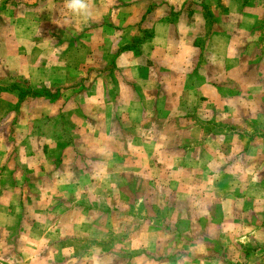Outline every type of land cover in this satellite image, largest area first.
Masks as SVG:
<instances>
[{
    "label": "crops",
    "instance_id": "0c3cea01",
    "mask_svg": "<svg viewBox=\"0 0 264 264\" xmlns=\"http://www.w3.org/2000/svg\"><path fill=\"white\" fill-rule=\"evenodd\" d=\"M24 1L0 35L15 38L21 62L30 49L19 74L50 96L0 91V264H71L53 256L70 248L51 242L76 235L69 207L84 200H72L71 175L81 170L66 158L79 164L86 148L95 168L145 177L143 195L172 192L175 224L168 234L149 225L154 243L130 264H239L262 234L245 222L248 201L264 206V0H90L88 22L68 17L63 0ZM13 109L20 117H7Z\"/></svg>",
    "mask_w": 264,
    "mask_h": 264
},
{
    "label": "rangeland",
    "instance_id": "374dc122",
    "mask_svg": "<svg viewBox=\"0 0 264 264\" xmlns=\"http://www.w3.org/2000/svg\"><path fill=\"white\" fill-rule=\"evenodd\" d=\"M22 1H1L0 33H3L4 31L6 33L10 32L8 29L10 26V20L15 16L17 10H22L26 7L23 5L25 1ZM7 7H11L12 9H6ZM41 8L44 7L40 6L38 9L41 10ZM41 13L43 12L40 11L37 14L40 15ZM42 22H44V20ZM8 34L10 35V33ZM14 39L15 38H10V36L5 38L2 37V34L0 35V42H2L0 47L4 46L6 48V50L0 48V91L10 94L9 91L19 90V93L21 92L23 97H47V95H49L47 92L49 88L44 87L34 93L35 90L28 87L30 86L29 80L24 75L22 76L19 74L20 66L24 64L25 61L21 62L20 60H17L16 56L18 55L19 50L17 51ZM23 55L28 58L26 59L28 61L25 63H30L29 56H32L30 49L27 53H23ZM24 100H28L29 103H26V105L30 106V103L32 102L31 99L27 98ZM40 101L44 102V99H41ZM20 115V113L17 114L16 110L13 109L8 113L7 117H20ZM46 127V124L39 125L37 133H40L41 130H45ZM54 127L57 128L56 125ZM251 127L252 128L249 130L255 129L254 123ZM55 132L57 135V130H55ZM12 133L14 134L15 130ZM42 133L45 132L42 131ZM57 136L56 139H60V141L58 140L56 142V149L54 151L56 155L53 160L61 162V150L64 148L62 145L64 140L62 134L61 136ZM23 143L25 144V142ZM57 150H59L60 154ZM93 155V150L90 151L86 148L80 158L79 164L77 162L73 164V162L77 160L76 158H66L67 161L71 160V162L69 161V163H71V166L69 167L81 170L80 175L77 176L75 172L71 175V179L79 181L80 183V188L72 187L71 189L72 200H84V204H80L81 209L79 211H74V204L70 207L68 206L71 209L70 218H72L70 231L75 232L76 235L72 234L70 237H65L64 240H60L61 242H58V239L51 242L54 246L65 244L70 248L71 253H53V256L56 260L57 256L58 259H63L65 261L69 260L71 264H88L94 262L95 256L98 255L101 257V261H99L101 262L100 264H130L131 260L135 257H141L144 250L143 245L154 243L155 238L146 235L149 225L154 227V229H159L158 226L162 228L164 227L163 230L166 231V227L169 228L170 225L175 224V215L173 211L176 208V203L173 201L172 192L169 190L162 192L157 189H150V193L145 192L143 195L142 189L146 187V182L144 180L145 177L133 174L128 168H120L121 171L117 173L112 171L114 168H95L96 165L98 167L100 164H95L96 161H94V158L91 159ZM19 157L20 159H24L25 156L21 157V155H19ZM107 164L109 163H106L105 165ZM126 169L127 171H125ZM200 172L202 173L201 170ZM56 173L57 172L54 171V174ZM185 175L187 176L188 174ZM198 176L200 179L201 174L199 172ZM7 180H9V178H7ZM56 184L59 185V183H55V185ZM57 190L58 188L54 187L55 193ZM171 191L173 190L171 189ZM34 196L37 199V197H40L41 195L38 192ZM140 198H144V201L140 202ZM45 206L40 205L39 207L44 208ZM187 206H189V203L182 201L178 204L177 208L180 212H184L186 208H188ZM246 206L247 208H245L248 210L245 222L246 228L251 231L260 226L262 227V234H258L257 236L253 235L252 237L250 236V240L244 245L241 254L239 255V264H248L249 262L252 264L254 262L264 264V206L262 203H258V201L254 203L252 200L251 202L248 201ZM198 207H200V205L197 206V210L199 211L204 205L199 209ZM217 209L218 207H216V210ZM40 212V209L33 210L30 207L24 209V214H27L28 216L38 215L37 217L41 218L43 214ZM59 212L61 214L63 210H59ZM144 212L146 215H142ZM35 213L38 214L33 215ZM65 214H67L65 221H59L58 218L54 219L55 223L57 222V224H55L56 228H61L63 224L66 227L69 224L68 212H65ZM147 220L149 222H147ZM184 220L182 221L183 223L180 222L182 225V227L180 225L181 229L188 226V223H185ZM74 226H76L75 230ZM110 230H112V233H110ZM78 232L79 235H77ZM166 234H168L167 231ZM172 238L173 237L170 236L167 240ZM221 240L223 241V239ZM163 242H166L165 238L163 239ZM94 244L102 248V253H96L94 251L92 253H88L89 251L86 253L82 252V249H80V252L77 250L79 246L87 248ZM155 246H158L157 243ZM203 248L204 251L201 254L202 257L208 251V248ZM159 254L160 251L153 252L150 255L157 257L160 256ZM190 254L194 256L193 253ZM62 255H64V257H62Z\"/></svg>",
    "mask_w": 264,
    "mask_h": 264
},
{
    "label": "clouds",
    "instance_id": "9594fccd",
    "mask_svg": "<svg viewBox=\"0 0 264 264\" xmlns=\"http://www.w3.org/2000/svg\"><path fill=\"white\" fill-rule=\"evenodd\" d=\"M68 17H77L84 22L94 19L95 12L90 0H63Z\"/></svg>",
    "mask_w": 264,
    "mask_h": 264
}]
</instances>
